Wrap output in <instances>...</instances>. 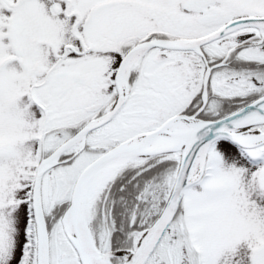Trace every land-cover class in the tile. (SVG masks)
<instances>
[{"label": "snow or ice", "instance_id": "snow-or-ice-1", "mask_svg": "<svg viewBox=\"0 0 264 264\" xmlns=\"http://www.w3.org/2000/svg\"><path fill=\"white\" fill-rule=\"evenodd\" d=\"M0 264H264V0H0Z\"/></svg>", "mask_w": 264, "mask_h": 264}]
</instances>
